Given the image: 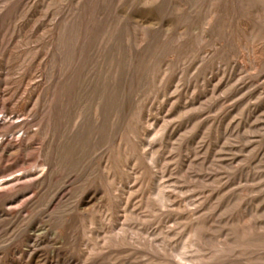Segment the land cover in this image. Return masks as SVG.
<instances>
[{"label": "rangeland", "instance_id": "374dc122", "mask_svg": "<svg viewBox=\"0 0 264 264\" xmlns=\"http://www.w3.org/2000/svg\"><path fill=\"white\" fill-rule=\"evenodd\" d=\"M0 31V264H264V0H0Z\"/></svg>", "mask_w": 264, "mask_h": 264}, {"label": "bare ground", "instance_id": "6f19581e", "mask_svg": "<svg viewBox=\"0 0 264 264\" xmlns=\"http://www.w3.org/2000/svg\"><path fill=\"white\" fill-rule=\"evenodd\" d=\"M160 1V0H159ZM164 1V0H163ZM162 4V3H161ZM164 5V4H163ZM18 6V5H17ZM160 7V6H159ZM15 8V7H14ZM16 10V9H15ZM253 13V12H252ZM159 14V13H158ZM17 15V14H16ZM68 16V15H67ZM89 16V15H88ZM2 17V16H1ZM17 17V16H16ZM63 17V16H62ZM85 17H87V16H85ZM72 18V17H71ZM92 19V18H91ZM74 20V19H73ZM86 21V20H85ZM72 23V22H71ZM73 24V23H72ZM83 24V23H82ZM62 26V25H61ZM63 27V26H62ZM101 27V26H100ZM83 29V28H82ZM82 29H80V30H82ZM99 29H101V28H99ZM52 30H54L53 28H52ZM114 30V29H113ZM11 31V30H10ZM34 31V30H33ZM106 31V30H105ZM1 32V31H0ZM14 32V31H13ZM2 33V32H1ZM106 33V32H105ZM71 34V33H70ZM95 34V33H94ZM116 34V33H115ZM8 35V34H7ZM89 35V34H88ZM2 36H3V34H2ZM1 36V37H2ZM55 36V35H54ZM91 36V35H90ZM101 36V35H100ZM7 37V36H6ZM9 37V36H8ZM10 38V37H9ZM9 38H7V39H9ZM50 38V37H49ZM68 38V37H67ZM75 38V37H74ZM104 38V37H103ZM51 39V38H50ZM87 39V38H86ZM89 39V38H88ZM94 39V38H93ZM43 41V40H42ZM50 41H52V40H50ZM110 41V40H109ZM3 42V41H2ZM82 42V41H81ZM123 42V41H122ZM5 43V42H4ZM8 43V42H7ZM44 43V42H43ZM105 43V42H104ZM49 44V43H48ZM58 44V43H57ZM56 43H52L51 44V50H52V52H53V49H55L56 50V48H57V45ZM121 44V43H120ZM123 44V43H122ZM9 45V44H8ZM43 46V45H42ZM45 47V46H44ZM108 47V46H107ZM46 48V47H45ZM102 48V47H101ZM42 49V48H41ZM92 49V48H91ZM119 49V48H118ZM79 50V49H78ZM77 50V51H78ZM87 50V49H86ZM96 50V49H95ZM122 50V49H121ZM88 52V51H87ZM56 53H57V51H56ZM45 54V53H44ZM65 54V53H64ZM115 54V53H114ZM49 55H50V53H49ZM59 55H60V57H63V50L62 49H60V53H59ZM75 55V54H74ZM90 55V54H89ZM4 56V55H3ZM58 56V55H57ZM76 56V55H75ZM5 57V56H4ZM8 58V57H7ZM69 58V57H68ZM83 58V57H82ZM95 58V57H94ZM58 59V58H57ZM59 59H61V58H59ZM75 59V58H74ZM87 60H89L88 58H86ZM85 59V60H86ZM8 60V59H7ZM86 60V61H87ZM114 60V59H113ZM100 62V61H99ZM98 62V63H99ZM42 64V63H41ZM40 64V65H41ZM76 64H78V63H76ZM71 65V64H70ZM73 65H74V62H73ZM8 66V65H7ZM6 66V67H7ZM34 66V65H33ZM42 66V65H41ZM48 66H49V64H48ZM109 66V65H108ZM133 66V65H132ZM1 67V66H0ZM5 67V66H4ZM13 67H14V65H13ZM18 67V66H17ZM56 67V66H55ZM106 67V66H105ZM112 67V66H111ZM111 67L109 68V69H111ZM58 68H59V66H58ZM62 68V67H61ZM74 68V67H73ZM9 69V68H8ZM13 69V68H12ZM91 69V68H90ZM73 70V69H72ZM99 70V69H98ZM120 70H122V69H120ZM100 71V70H99ZM134 71V70H133ZM82 72V71H81ZM125 72H127V71H125ZM20 73V72H19ZM93 73V72H92ZM124 73V72H123ZM108 74V73H107ZM128 74V73H127ZM125 75V74H124ZM4 76V75H3ZM80 76V75H79ZM101 76V75H100ZM122 76V75H121ZM120 76V77H121ZM133 76V75H132ZM77 77V76H76ZM83 77H84V75H83ZM43 78V77H42ZM99 78V77H98ZM105 78V77H104ZM103 78V79H104ZM111 78V77H110ZM18 79V78H17ZM62 79V78H61ZM10 80V79H9ZM26 80V79H25ZM29 80V79H28ZM44 80V79H43ZM105 80V79H104ZM124 80H126V79H124ZM6 81V80H5ZM14 81V80H13ZM20 81V80H19ZM33 81V80H32ZM46 81V80H45ZM15 82V81H14ZM35 82V81H34ZM63 82V81H62ZM122 82V81H121ZM29 83V82H28ZM49 83V82H48ZM89 83V82H88ZM88 83L86 82V80L83 82V84H86V85H88ZM127 83V82H126ZM13 84V83H12ZM38 84V83H37ZM52 84V83H51ZM104 84V83H103ZM121 84V83H120ZM16 86H17V84H15ZM35 85H36V83H35ZM85 85V86H86ZM70 86V85H69ZM117 86V85H116ZM36 86H34V88H35ZM76 87V86H75ZM82 87V86H81ZM91 87V86H90ZM21 88H22V86H21ZM28 88V87H27ZM55 88V87H54ZM71 88V87H70ZM98 88V87H97ZM121 88V87H120ZM39 89V88H38ZM101 89H102V87H101ZM32 90H34V89H32ZM75 90V89H74ZM73 90V91H74ZM78 91H79V89H77ZM94 90V89H93ZM118 90V89H117ZM121 90V89H120ZM72 91V92H73ZM88 91V90H87ZM99 91V90H98ZM97 91V92H98ZM26 92V91H25ZM58 92V91H57ZM104 92V91H103ZM126 92V91H125ZM17 93V92H16ZM46 93V92H45ZM64 93V92H63ZM67 93V92H66ZM20 94V93H19ZM28 94V93H27ZM42 94V93H41ZM47 94H49V93H47ZM58 94V93H57ZM100 94V93H99ZM3 95V94H2ZM6 95V94H5ZM12 95H13V93H12ZM64 95H66V94H64ZM88 95V94H87ZM97 95V94H96ZM45 96V95H44ZM69 96V95H68ZM76 96V95H75ZM83 96V95H82ZM89 96H90V94H89ZM23 97H25V95L23 96ZM67 97V96H66ZM99 97V96H98ZM124 97V96H123ZM21 98H22V96H21ZM26 98V97H25ZM30 98V97H29ZM33 98V97H32ZM78 98V97H77ZM105 98H107V97H105ZM34 99V98H33ZM22 100H24V99H22ZM108 100H110L109 98H108ZM125 100V99H124ZM29 101H30V99H29ZM74 101V100H73ZM105 101V100H104ZM113 101V100H112ZM118 101V100H117ZM110 102V101H109ZM23 103V102H22ZM81 103V102H80ZM136 103V102H135ZM135 103L133 102V104L135 105ZM21 104V103H20ZM117 104V103H116ZM131 104V103H130ZM9 105V104H8ZM31 105V104H30ZM84 105V104H83ZM86 105V104H85ZM139 105V104H138ZM137 105V106H138ZM28 106V105H27ZM89 106H90V102H89ZM112 106V105H111ZM118 106V105H117ZM123 106H124V104H123ZM130 106V105H129ZM128 106V107H129ZM140 106V105H139ZM53 107V106H52ZM88 107V106H87ZM91 107V106H90ZM133 107V106H132ZM6 108V107H5ZM26 108H28V107H26ZM79 108H80V106H79ZM102 102L101 101H98L97 102V104H96V109H95V118H94V123L95 124H98L99 122H100V117L102 116V114H103V110H102ZM123 108V107H122ZM2 109V108H1ZM53 109V108H52ZM82 109V108H81ZM86 109H88V108H86ZM16 110V109H15ZM39 110V109H38ZM56 110V109H55ZM63 110H64V108H63ZM70 110V109H69ZM83 110V109H82ZM91 110H93V109H91ZM106 110V109H105ZM120 110V109H119ZM137 110V109H136ZM10 111V110H9ZM32 111V110H31ZM66 111V110H65ZM87 111V110H86ZM94 111V110H93ZM110 111V110H109ZM112 111V110H111ZM143 111V110H142ZM141 111V112H142ZM3 112H5V111H3ZM40 112V111H39ZM71 112V111H70ZM134 112V111H133ZM6 113V112H5ZM16 113H17V111H16ZM48 113V112H47ZM94 113V112H93ZM139 113V112H138ZM1 114V113H0ZM38 114V113H37ZM58 114V113H57ZM143 114V113H142ZM15 115V114H14ZM55 115V114H54ZM71 115V114H70ZM91 115V114H90ZM127 115V114H126ZM133 115V114H132ZM6 116V115H5ZM35 116V115H34ZM66 116H67V114H66ZM69 116V115H68ZM104 116V115H103ZM129 116V115H128ZM137 116V115H136ZM26 117V116H25ZM73 117V116H72ZM80 117H81V115H80ZM85 117V116H84ZM125 117V116H124ZM2 118V117H1ZM12 118V117H11ZM34 118V117H33ZM36 118H37V116H36ZM58 118V117H57ZM62 118V117H61ZM74 118V117H73ZM90 118V117H89ZM112 118V117H111ZM116 118V117H115ZM127 118V117H126ZM129 118V117H128ZM35 119V118H34ZM45 119V118H44ZM80 119V118H79ZM78 119V120H79ZM103 119V118H102ZM124 119V118H123ZM111 120V119H110ZM148 120V119H147ZM2 121V120H1ZM9 121H11V120H9ZM21 121V120H20ZM37 121V120H36ZM131 121V120H130ZM17 122V121H16ZM15 122V123H16ZM111 122V121H110ZM119 122V121H118ZM1 123V122H0ZM43 123V122H42ZM46 123V122H45ZM44 123V124H45ZM92 123V122H91ZM116 123V122H115ZM129 123V122H128ZM27 124V123H26ZM62 124V123H61ZM77 124H78V121H77ZM108 124V123H107ZM112 124V123H111ZM130 124V123H129ZM136 124V123H135ZM0 125H2V123L0 124ZM148 125V124H147ZM3 126V125H2ZM13 126H14V124H13ZM36 126H37V124H36ZM57 126V125H56ZM89 126V125H88ZM83 127V126H82ZM94 127V126H93ZM109 127V126H108ZM141 127V126H140ZM23 128V127H22ZM76 128V127H75ZM95 128V127H94ZM115 128V127H114ZM142 128V127H141ZM70 129H71V127H70ZM136 129V128H135ZM37 130V129H36ZM52 130H53V128H52ZM98 131V130H97ZM116 131V130H115ZM54 132V131H53ZM57 132V131H56ZM148 132V131H147ZM157 132V131H156ZM37 133H38V130H37ZM37 133H36V135H37ZM40 133V132H39ZM50 133V132H49ZM67 133V132H66ZM72 133V132H71ZM116 133V132H115ZM118 133V132H117ZM128 133V132H127ZM136 133V132H135ZM146 133V132H145ZM26 134V133H25ZM34 134V133H33ZM32 134V135H33ZM140 134V133H139ZM81 135V134H80ZM116 135H118V134H116ZM7 136H9V135H7ZM26 136V135H25ZM131 136V135H130ZM162 136V135H161ZM6 137V136H5ZM32 136L30 135V138H31ZM113 138H115V137H113ZM23 139V138H22ZM53 139H54V137H53ZM68 139V138H67ZM93 139V138H92ZM99 139V138H98ZM24 140L26 141V139L24 138ZM40 140V139H39ZM51 140V139H50ZM116 140V139H115ZM145 140V139H144ZM32 141H34V140H32ZM81 141H83V140H81ZM31 142V141H30ZM44 142V141H43ZM49 142V141H48ZM67 142V141H66ZM5 142H3V144H4ZM36 143V142H35ZM19 144V143H18ZM70 144V143H69ZM2 145V144H1ZM14 145V144H13ZM25 145V144H24ZM33 145H35V144H33ZM42 145H43V143H42ZM100 145V144H99ZM103 145H105V144H103ZM148 145V144H147ZM39 146V145H38ZM70 146V145H69ZM69 146H67V147H69ZM94 146V145H93ZM29 147V146H28ZM122 147V146H121ZM130 147V146H129ZM2 148H4L3 147V145H2ZM10 148V147H9ZM16 148H17V146H16ZM21 148V147H20ZM33 148V147H32ZM1 149V148H0ZM14 149V148H13ZM26 149V148H25ZM98 149V148H97ZM123 149V148H122ZM8 151H9V149H7ZM28 150H29V148H28ZM102 150V149H101ZM132 150V149H131ZM67 151H69V150H67ZM47 152V151H46ZM83 152V151H82ZM19 153H22L21 151L19 152ZM31 153V152H30ZM68 153V152H67ZM41 154V153H40ZM51 154V153H50ZM49 154V155H50ZM66 154V153H65ZM74 154V153H73ZM126 154H127V152H126ZM52 155V154H51ZM135 155V154H134ZM137 155V154H136ZM152 155V154H151ZM28 156V155H27ZM34 156V155H33ZM42 156V155H41ZM40 156V157H41ZM19 157H21V155H19ZM54 157V156H53ZM96 157V156H95ZM135 157V156H134ZM8 158V157H7ZM22 158V157H21ZM44 158V157H43ZM76 158V157H75ZM155 158V157H154ZM28 159V158H27ZM97 159V158H96ZM6 160V159H5ZM48 160V159H47ZM54 160V159H53ZM144 160V159H143ZM40 161V160H39ZM92 161V160H91ZM41 163H42V161H40ZM57 162H59V161H57ZM95 162V161H94ZM97 162V161H96ZM140 162V161H139ZM46 163V162H45ZM19 164H21V163H19ZM44 164V163H43ZM160 164V163H159ZM71 165V164H70ZM78 165V164H77ZM35 166H37V165H35ZM45 166V165H44ZM66 166V165H65ZM50 167V166H49ZM49 167H48V169H49ZM80 167V166H79ZM92 167V166H91ZM36 169H37V167H35ZM67 169V168H66ZM94 169V168H93ZM106 169H108V168H106ZM12 170V169H11ZM96 170V169H95ZM144 170V169H143ZM73 171H76V170H73ZM161 171V170H160ZM35 172H37V171H35ZM4 173V172H3ZM17 173V172H16ZM38 173H39V171H38ZM46 173V172H45ZM158 173V172H157ZM15 174V173H14ZM48 174V173H47ZM46 174V175H47ZM60 174V173H59ZM75 174V173H74ZM160 174V173H159ZM7 175V174H6ZM49 175V174H48ZM74 176V175H73ZM79 176H81V175H79ZM5 177V176H4ZM7 177V176H6ZM76 177V176H75ZM24 177H21V179H23ZM46 178V177H45ZM50 179H52L51 178V176H50ZM65 179V178H64ZM158 179V178H157ZM25 180V179H24ZM63 180V179H62ZM70 180V179H69ZM159 180V179H158ZM7 181V180H6ZM6 181H3V182H0V186L1 185H3V184H5V183H7ZM46 181V180H45ZM50 181V180H49ZM25 182V181H24ZM9 183V182H8ZM47 183V182H46ZM59 183H60V181H59ZM43 184V183H42ZM62 185H65V183L64 184H62ZM34 187V186H33ZM41 187V186H40ZM31 188H32V186H31ZM86 188V187H85ZM40 189V188H39ZM102 189V188H101ZM4 192V191H3ZM64 192V191H63ZM157 192V191H156ZM53 193V192H52ZM55 193V192H54ZM41 194V193H40ZM96 194V193H95ZM59 195V194H58ZM87 195H90V194H87ZM35 197H37V196H35ZM83 197H85V196H83ZM2 198V197H1ZM89 198V197H88ZM52 200V199H51ZM168 200V199H167ZM52 203V202H51ZM163 204V203H162ZM6 212V211H5ZM197 232V231H196ZM185 260V259H184ZM180 261V260H179Z\"/></svg>", "mask_w": 264, "mask_h": 264}]
</instances>
